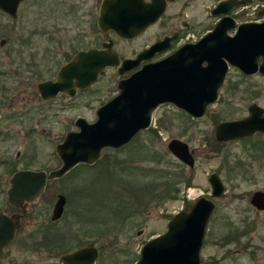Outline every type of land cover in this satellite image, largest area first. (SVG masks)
<instances>
[{
    "label": "rangeland",
    "instance_id": "374dc122",
    "mask_svg": "<svg viewBox=\"0 0 264 264\" xmlns=\"http://www.w3.org/2000/svg\"><path fill=\"white\" fill-rule=\"evenodd\" d=\"M100 2L24 0L16 19L0 11L1 211L15 212L7 196L13 172L59 168L62 162L56 145L67 132L78 131L75 121L79 117L95 121L98 108L119 93L118 81L130 73L121 76L107 70L76 98L62 97L49 103L39 97L35 86L41 80L35 75H44L42 80L50 78L65 61L61 53L70 51L79 36L87 44L98 45L112 38L121 54L130 55L165 32L159 25L133 41L104 35L95 24ZM208 2L195 0L194 11L204 10ZM256 3L261 11L264 0ZM256 3L250 7L254 12ZM40 27L56 29L63 43L56 56L46 54L54 55L52 61L44 56L42 34L32 38L31 47L24 44L29 31ZM2 39H6L3 46ZM227 79L219 100L202 118L185 116L171 103L161 105L154 112L152 126L129 144L105 149L100 163L90 168L78 166L49 182L40 199L29 206L1 264H64L63 255L89 243L99 248L96 264H135L142 246L164 233L173 216L200 196L216 203L200 251L201 264H264V211L251 204L253 194L264 190V134L242 141H219L215 135L220 121L247 116L251 104L264 106V75L245 78L231 70ZM175 138L194 150V168L169 151L168 144ZM213 173L225 186L217 198L212 196L209 182ZM164 174L180 189L178 197L161 200L160 194L153 195L163 191L161 184L168 180ZM60 193L68 203L63 216L52 221Z\"/></svg>",
    "mask_w": 264,
    "mask_h": 264
},
{
    "label": "water",
    "instance_id": "95a60500",
    "mask_svg": "<svg viewBox=\"0 0 264 264\" xmlns=\"http://www.w3.org/2000/svg\"><path fill=\"white\" fill-rule=\"evenodd\" d=\"M22 1L0 0V11L16 18ZM247 2L223 1L217 9L227 13L233 5ZM164 10L165 4L156 0H103L98 24L104 32L114 30L121 38L133 39L155 24ZM259 14L264 15V8ZM229 21L225 18L198 42L185 44L173 54L147 63L122 78L118 82L119 93L100 107L97 120L89 123L85 118H79L76 122L79 130L69 131L56 146L62 161L59 168L51 171L22 169L12 175L7 190L8 202L23 212L8 214L0 211V261L22 228L29 205L39 200L48 182L64 177L79 164H94L102 158L105 148L119 149L130 143L139 132L152 126L154 112L161 105L171 103L194 118H202L208 106L218 100L219 89L230 66L238 67L246 74H264V21L240 25L234 36L227 34L234 26ZM172 39L158 40L135 58L124 59L114 47V41L109 40L102 48L78 52L61 67L56 80L40 82L37 89L44 100L55 98L60 92L74 96L95 83L108 68H117L119 75H125L166 49ZM5 42L3 39L1 45ZM248 111L245 118L218 123L215 126L217 140L235 141L264 133V108L252 104ZM168 149L181 162L195 167L189 143L175 138L168 144ZM209 182L214 198L224 193L225 186L218 174H211ZM66 202V196L59 194L52 212L53 221L63 216ZM251 204L264 211V190L253 194ZM215 208L212 199L200 196L188 209L173 216L164 233L142 246L135 264H201L200 251ZM99 255V248L89 243L66 253L62 261L64 264H96Z\"/></svg>",
    "mask_w": 264,
    "mask_h": 264
},
{
    "label": "flooded vegetation",
    "instance_id": "af4514ba",
    "mask_svg": "<svg viewBox=\"0 0 264 264\" xmlns=\"http://www.w3.org/2000/svg\"><path fill=\"white\" fill-rule=\"evenodd\" d=\"M24 1V0H23ZM22 1V2H23ZM147 2H152V0H146ZM157 3H164L165 4V10L163 12V14L160 16V18L158 19V21L151 25L145 32H143L141 35H139L138 37L136 38H133V39H124V38H121L119 36L116 35V32L114 30H109L107 32H104L100 29L99 27V24H98V19H99V15H100V7H101V4L103 2V0H101V2L99 3V11H98V18L96 20V28L104 35H108V34H115L117 37H119L120 39H123V40H126V41H133V40H136L138 39L139 37H141L142 35H144L146 32H148L149 30H151L152 28L156 27V26H161L162 30L164 33H162L161 35L157 36L156 39L149 43V44H146L144 45L140 50H138L137 52H135L134 54H130V55H123L120 53V51L118 50L119 54H120V57L121 59H124V58H135L137 56V54L139 52H141L142 50L148 48L149 46H151L153 43H155L156 41L158 40H162L166 37H172L173 39L171 40L169 46L164 49V50H161L160 52L156 53L152 58H150L149 60H145L143 62L140 63V65L127 72V73H130L128 74V76H130L133 72H135L136 70L140 69L143 65L147 64V63H150V62H156V61H159L171 54H173L174 52H176L177 50H179L183 45L185 44H188V43H196L198 42L201 38H203L204 36L208 35L209 33L213 32L215 27L220 23L222 22L223 20H225V18H229V22L232 23L234 26L229 28L227 30V34L230 35V36H234L237 32V29L240 25H243V24H248V23H261L264 21V16L263 15H260V10L257 9L259 8V5L256 3V0H248L247 4L245 5H233L229 11L227 13H223V12H220L218 11V5L219 3L223 2V1H228V0H207L209 1L208 3L205 4L204 6V10H202L203 8H201V11L199 12H196L194 11V6L193 4L195 3V0H156ZM21 2V3H22ZM256 3L257 6L256 7V11L254 12L253 10L250 9V7H254L253 4ZM21 5V4H20ZM263 5V8H264V4ZM20 8V7H19ZM217 9V10H216ZM262 10V9H261ZM196 12V13H195ZM18 15H19V10H18ZM18 15L16 18H18ZM14 18V19H16ZM53 28V27H52ZM52 30V29H51ZM51 30H48L47 28L45 27H40V28H36L34 30H30L29 31V37L26 38V42H24V44H30L29 47H31V44L33 43L32 42V38L42 34L44 37L43 40L46 44V49H45V52H44V56L45 57H49V59L52 61L53 60V56L57 55L58 54V49L60 47V45H62L63 43L61 42L60 40V37L58 35H56V33H58L56 31V29H54L53 31ZM58 30V29H57ZM40 31V33H39ZM3 40V39H2ZM6 40V39H5ZM24 40V39H23ZM75 42L73 44H71V49L70 51H64L63 53H61V56L65 59V61L63 63H61L59 65V68L58 70L53 74L51 75L50 78H45L42 80V77L44 75L42 74H36L35 77H37L38 79L40 78V82H44V81H53V80H56L57 79V75L61 69V67L66 64L67 62H69L70 60H72L76 54L80 51H85V50H89V49H92V48H102L103 44L109 40H113L112 38H107L105 41H103L101 43V45H98V43L96 42H93L91 44H87L86 42H84V38H81L80 36L77 37L76 39H74ZM6 44V42H5ZM4 44V45H5ZM23 44V45H24ZM3 46V45H2ZM114 47H115V42H114ZM116 48V47H115ZM23 53L22 51H19L18 54H21ZM49 53L50 55L54 54L53 56H46V54ZM13 55L16 54L17 56V53L13 52L12 53ZM21 64L23 65L24 64V61L21 60L20 61ZM29 67H31L32 65L30 63H27ZM115 70V72L117 74L118 73V69L117 68H108L107 70ZM106 70V71H107ZM231 70H236L241 76L243 77H251V76H254V75H257V74H260V75H264V74H261L259 72L257 73H254V74H246L243 70H241L240 68L238 67H234V66H230L229 69H228V72H227V75H226V79H225V82L224 84L227 82V77H228V74L231 72ZM128 76H125V77H128ZM121 80V79H120ZM119 80V81H120ZM118 81V82H119ZM38 81V83H40ZM38 83L36 84L35 88L37 89V85ZM94 84V83H93ZM92 84V85H93ZM223 84V85H224ZM92 85H90L88 88L84 89V90H79L76 95L74 96H70L66 93H63V92H60L55 98H52V99H49V100H44L38 89L36 90L39 97L46 103H49V102H52V101H55L56 99H59V98H62V97H65V98H70V99H74L76 98L79 94L85 92L87 89H89ZM221 89V88H220ZM219 89V97H218V100L220 98V95H221V91ZM114 98V97H113ZM112 98V99H113ZM111 100V99H110ZM109 100V101H110ZM217 100V101H218ZM108 102V101H107ZM254 104H258V103H254ZM104 104H102L100 107H102ZM174 105V104H173ZM252 105V104H251ZM259 105V104H258ZM175 106V105H174ZM210 106V105H209ZM208 106V108H209ZM261 107L264 108V106L260 105ZM100 107L98 108V110L100 109ZM176 107V106H175ZM177 108V107H176ZM249 108V107H248ZM179 109V108H178ZM97 110V112H98ZM181 110V113L185 116H188V117H192L194 118L191 114H189L188 112H186L185 110ZM248 110V109H247ZM207 112H208V109H207ZM97 114V113H96ZM249 115V111H248V114L247 116ZM247 116H244V117H241L239 119H242V118H245ZM79 118H84V117H79ZM78 118V119H79ZM97 118H98V115H97ZM77 119V120H78ZM86 119V118H85ZM77 120L75 121V125H76V122ZM87 120V119H86ZM97 120V119H96ZM95 120V121H96ZM89 122V120H87ZM93 121V122H95ZM93 122H89V123H93ZM221 122V121H220ZM219 122V123H220ZM77 127V125H76ZM77 129L79 130V128L77 127ZM72 131H75V130H72ZM68 133V132H67ZM66 133V134H67ZM259 134H264L262 132H258L256 134H254L253 136H250V137H247V138H243V139H239V140H235V141H242V140H246V139H250V138H253L254 136L256 135H259ZM66 136V135H65ZM65 138V137H64ZM63 138V140H64ZM178 139V138H177ZM62 140V141H63ZM61 141V142H62ZM60 142V143H61ZM59 144V143H58ZM57 144V145H58ZM129 144V143H128ZM56 145V146H57ZM105 149H108V148H105ZM104 149V150H105ZM109 149H113V148H109ZM120 149V148H119ZM191 149V148H190ZM104 150H103V156H104ZM193 155H194V150L191 149ZM57 153V152H56ZM58 155V154H57ZM103 156L102 158H100L97 162H95L94 164H79L77 165L75 168H77L78 166H84V167H93L94 165L98 164L101 162V160L103 159ZM59 157V156H58ZM195 158V156H194ZM61 160V159H60ZM62 162V161H61ZM183 163V162H181ZM185 164V163H183ZM195 164H196V159H195ZM186 165V164H185ZM75 168H73L69 173H71ZM22 169H30V168H22ZM22 169H17L13 172V174L19 170H22ZM32 170H44V169H32ZM47 171V170H46ZM68 173V174H69ZM12 174V175H13ZM67 174V175H68ZM47 188V187H46ZM46 191V190H45ZM61 194V193H60ZM59 195V194H58ZM42 196V195H41ZM40 196V197H41ZM67 198V197H66ZM40 199V198H39ZM68 203V199H67V202H66V205ZM10 204V203H9ZM34 203L30 204V205H33ZM29 205V206H30ZM10 206H12L10 204ZM12 208H14L15 212L13 213H22L23 210L21 208H18V207H14L12 206ZM66 208V206H65ZM20 210L19 212L16 211V210ZM256 209V208H255ZM258 210V209H257ZM1 211V210H0ZM259 211V210H258ZM5 212V211H4ZM65 212V211H64ZM5 213H8V212H5ZM13 213H8V214H13ZM26 217V216H25ZM24 217V218H25ZM24 218L22 219V225H23V220ZM52 219V218H51ZM53 221V220H52ZM19 232V231H18ZM17 232V234H18ZM17 234H16V237H17ZM16 239V238H15ZM15 241V240H14ZM14 241L11 243V245L14 243ZM10 245V246H11ZM8 246L6 249H5V255H6V252H7V249L10 247ZM4 255V257H5ZM4 257L2 258V260L4 259ZM2 260L0 261V264L2 262Z\"/></svg>",
    "mask_w": 264,
    "mask_h": 264
},
{
    "label": "trees",
    "instance_id": "16d2710c",
    "mask_svg": "<svg viewBox=\"0 0 264 264\" xmlns=\"http://www.w3.org/2000/svg\"><path fill=\"white\" fill-rule=\"evenodd\" d=\"M155 133L157 132L156 129H154ZM167 177V179L170 177L169 174H164L162 177ZM178 182V181H177ZM163 186V191L161 193H154L153 195L159 196L161 195V200H167V199H173L179 196L180 189H175V183L173 181L170 182V180H167V183L164 182L161 184ZM130 190V189H129ZM124 208V207H123ZM127 209H129V205L127 204Z\"/></svg>",
    "mask_w": 264,
    "mask_h": 264
}]
</instances>
